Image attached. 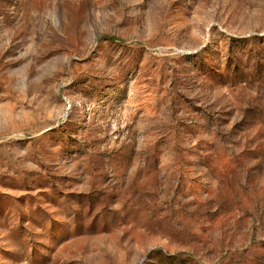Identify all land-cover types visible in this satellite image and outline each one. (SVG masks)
Instances as JSON below:
<instances>
[{"label": "rangeland", "instance_id": "obj_1", "mask_svg": "<svg viewBox=\"0 0 264 264\" xmlns=\"http://www.w3.org/2000/svg\"><path fill=\"white\" fill-rule=\"evenodd\" d=\"M0 264H264V0H0Z\"/></svg>", "mask_w": 264, "mask_h": 264}]
</instances>
